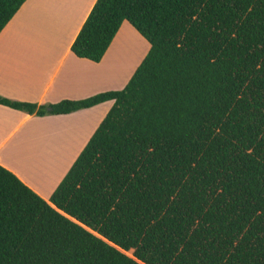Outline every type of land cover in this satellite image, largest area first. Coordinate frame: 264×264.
<instances>
[{
  "label": "trees",
  "instance_id": "obj_1",
  "mask_svg": "<svg viewBox=\"0 0 264 264\" xmlns=\"http://www.w3.org/2000/svg\"><path fill=\"white\" fill-rule=\"evenodd\" d=\"M124 21L150 47L123 88L0 95L114 101L50 200L0 164V264H264V0H97L72 51L101 61Z\"/></svg>",
  "mask_w": 264,
  "mask_h": 264
},
{
  "label": "crops",
  "instance_id": "obj_2",
  "mask_svg": "<svg viewBox=\"0 0 264 264\" xmlns=\"http://www.w3.org/2000/svg\"><path fill=\"white\" fill-rule=\"evenodd\" d=\"M96 1L26 0L0 32V95L48 104L115 89L104 63L126 21L101 61L72 51ZM113 103L44 116L0 104V164L50 200Z\"/></svg>",
  "mask_w": 264,
  "mask_h": 264
},
{
  "label": "rangeland",
  "instance_id": "obj_3",
  "mask_svg": "<svg viewBox=\"0 0 264 264\" xmlns=\"http://www.w3.org/2000/svg\"><path fill=\"white\" fill-rule=\"evenodd\" d=\"M148 50L149 42L129 22H124L107 52L104 63V68L109 75V86L115 89L123 88ZM71 155L72 153L68 156ZM62 158L64 161L65 157ZM128 253L132 255L131 251Z\"/></svg>",
  "mask_w": 264,
  "mask_h": 264
},
{
  "label": "bare ground",
  "instance_id": "obj_4",
  "mask_svg": "<svg viewBox=\"0 0 264 264\" xmlns=\"http://www.w3.org/2000/svg\"><path fill=\"white\" fill-rule=\"evenodd\" d=\"M129 63V61L127 62V64Z\"/></svg>",
  "mask_w": 264,
  "mask_h": 264
}]
</instances>
